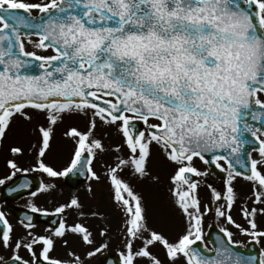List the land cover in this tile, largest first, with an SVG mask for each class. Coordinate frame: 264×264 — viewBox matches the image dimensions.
<instances>
[{"label":"snow or ice","instance_id":"snow-or-ice-1","mask_svg":"<svg viewBox=\"0 0 264 264\" xmlns=\"http://www.w3.org/2000/svg\"><path fill=\"white\" fill-rule=\"evenodd\" d=\"M4 152L0 264H264V0H0Z\"/></svg>","mask_w":264,"mask_h":264},{"label":"rangeland","instance_id":"rangeland-1","mask_svg":"<svg viewBox=\"0 0 264 264\" xmlns=\"http://www.w3.org/2000/svg\"><path fill=\"white\" fill-rule=\"evenodd\" d=\"M109 131H111L113 133V138L114 139L115 138H118V137L115 136V130L114 129H111ZM57 142H58L57 150L55 151V153L52 156L49 157V159H50V161L59 162V164H61L64 161H66V159L68 157V153L70 151V145L67 144L65 141H63L60 138V130H57ZM6 156H7V153L6 152L0 153V171H8V169H7L6 165H5V157ZM21 160L32 161V157L29 156V155H26ZM241 186H242V188H245V187L248 188V186L243 181L241 182ZM83 188L81 190L82 193H83ZM242 191H244V190L242 189ZM247 191H244V192H247ZM98 198H99V193H98ZM205 198H207V197L205 196ZM104 199L106 200V197ZM112 218H113V227H114V229H118L119 228V216L115 212H113L112 213ZM213 223L218 228L221 226V224L219 222H217L212 217L211 214H209L208 218L206 219V229H205L206 234H207V231H208L209 226H211ZM232 230L235 233L234 239L239 240V241H242L244 244H248V242L250 240L249 237L244 236V235H241L234 228ZM206 243H207L208 248H209L210 246H209L207 240H206ZM119 245H120L119 238L116 236V233L114 232V239H113V242H112V248L110 250L111 255H115L116 249L119 247ZM99 259L100 258H97V260L95 261V264H99Z\"/></svg>","mask_w":264,"mask_h":264},{"label":"flooded vegetation","instance_id":"flooded-vegetation-1","mask_svg":"<svg viewBox=\"0 0 264 264\" xmlns=\"http://www.w3.org/2000/svg\"><path fill=\"white\" fill-rule=\"evenodd\" d=\"M51 162L59 164V162H54V161H51ZM21 163L23 166L27 167L29 164L32 163V161H21ZM7 172L8 171H0V176H3ZM29 175L36 177V179L38 181H40V179H41V175L39 173H30ZM45 179H47V178L45 177ZM36 183H39V182L34 181V184H36ZM64 187H65V191L71 190V188H69L67 185H64ZM83 187L84 186L79 187L80 191L82 190ZM3 190H4V188L2 186H0V204H3L4 210L8 211L10 213V218L15 223L17 221V218H18L17 211L18 210H26L24 208V205L27 201V196L25 195L24 198L17 196L13 199V198L9 197L8 195H5L3 197L4 199H2ZM38 223H39L41 228H43L45 226V224L42 222H38Z\"/></svg>","mask_w":264,"mask_h":264},{"label":"water","instance_id":"water-1","mask_svg":"<svg viewBox=\"0 0 264 264\" xmlns=\"http://www.w3.org/2000/svg\"><path fill=\"white\" fill-rule=\"evenodd\" d=\"M80 184H84L83 183V178H81V183H79V184H77L75 187H77L78 185H80ZM70 187H72V185H69ZM40 219H42V218H40ZM217 233H218V230L215 228V227H211V229H210V232L208 233V236H211V237H215L216 235H217ZM209 240V239H208ZM210 241V243H211V246L213 247V242H212V240H209Z\"/></svg>","mask_w":264,"mask_h":264}]
</instances>
